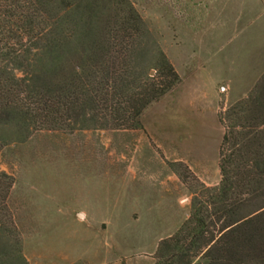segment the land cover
Returning a JSON list of instances; mask_svg holds the SVG:
<instances>
[{
	"label": "rangeland",
	"instance_id": "1",
	"mask_svg": "<svg viewBox=\"0 0 264 264\" xmlns=\"http://www.w3.org/2000/svg\"><path fill=\"white\" fill-rule=\"evenodd\" d=\"M129 1L147 30L138 66L153 76L164 57L180 82L140 128L42 131L0 151L29 264H153L189 216L187 168L219 182L218 113L250 94L264 101V0Z\"/></svg>",
	"mask_w": 264,
	"mask_h": 264
},
{
	"label": "trees",
	"instance_id": "2",
	"mask_svg": "<svg viewBox=\"0 0 264 264\" xmlns=\"http://www.w3.org/2000/svg\"><path fill=\"white\" fill-rule=\"evenodd\" d=\"M146 33L129 0H0V151L42 131L140 128L180 82L164 57L153 76L138 66ZM217 119L219 182L187 168L189 216L153 264H264V101L250 94ZM13 183L0 170V264H29L7 203Z\"/></svg>",
	"mask_w": 264,
	"mask_h": 264
}]
</instances>
